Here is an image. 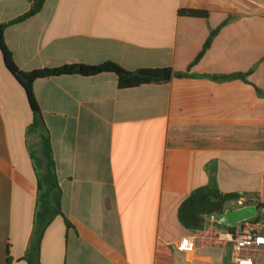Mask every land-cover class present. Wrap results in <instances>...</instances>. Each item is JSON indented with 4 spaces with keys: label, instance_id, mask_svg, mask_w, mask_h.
<instances>
[{
    "label": "crops",
    "instance_id": "1",
    "mask_svg": "<svg viewBox=\"0 0 264 264\" xmlns=\"http://www.w3.org/2000/svg\"><path fill=\"white\" fill-rule=\"evenodd\" d=\"M30 8L29 0H0V24ZM182 9L209 15L179 16ZM4 37L25 72L112 62L190 75L129 89L111 73L34 82L64 214L45 229L40 264H237L233 243L219 239L230 230L209 219L188 232L177 213L208 183L211 163L222 193L264 203V0H46ZM232 74H247V82L209 77ZM32 122L0 52V264H31ZM186 237L191 251L178 247Z\"/></svg>",
    "mask_w": 264,
    "mask_h": 264
},
{
    "label": "trees",
    "instance_id": "2",
    "mask_svg": "<svg viewBox=\"0 0 264 264\" xmlns=\"http://www.w3.org/2000/svg\"><path fill=\"white\" fill-rule=\"evenodd\" d=\"M45 1L46 0H29L31 8L27 13L12 21L0 24V52L5 67L25 90L29 105L33 112V122L27 129V135H34L38 138L37 147L30 150V158L37 176V204L34 216V229L27 251V261L31 264H40V245L47 226L56 217H64L62 211V189L58 180L51 137L33 91L34 82L38 79L50 77L70 75L90 77L111 73L117 76L118 87L120 89H129L148 84L167 83L173 78H185L190 76L186 73H176L171 68L140 69L130 72L112 62H106L101 65L66 64L57 68H43L28 72L20 70L13 59L12 52L5 42V30L11 25L21 23L35 16L42 10ZM178 15L206 19L209 13L204 10L182 9L178 11ZM216 33L217 30L210 33L209 38L195 62H197L208 50ZM209 77L216 81L240 79L247 82V74ZM205 169L209 176L208 183L194 189L178 208V222L188 232L204 230L205 224L207 220L210 219L211 215L224 213L226 209H229V203L238 199L240 196L234 193L224 194L219 190L216 179V167L213 163L207 165ZM251 205L258 206L259 211L262 210L264 215V203L254 202ZM252 220L261 221V217L257 215ZM65 223L67 227L71 226L67 219H65ZM219 225L230 231L235 230L233 227Z\"/></svg>",
    "mask_w": 264,
    "mask_h": 264
},
{
    "label": "built area",
    "instance_id": "3",
    "mask_svg": "<svg viewBox=\"0 0 264 264\" xmlns=\"http://www.w3.org/2000/svg\"><path fill=\"white\" fill-rule=\"evenodd\" d=\"M254 202L257 200L241 194L238 199L229 204L237 209ZM219 239L233 243L237 264H254L255 255L264 254V224L262 221L252 219L244 221L234 232H226L220 235ZM178 247L181 251H191L193 249L192 239L188 237L181 239Z\"/></svg>",
    "mask_w": 264,
    "mask_h": 264
},
{
    "label": "water",
    "instance_id": "4",
    "mask_svg": "<svg viewBox=\"0 0 264 264\" xmlns=\"http://www.w3.org/2000/svg\"><path fill=\"white\" fill-rule=\"evenodd\" d=\"M258 211V206L247 205L237 209H226L222 214L211 215L210 219L227 227H236L244 221L255 218Z\"/></svg>",
    "mask_w": 264,
    "mask_h": 264
},
{
    "label": "rangeland",
    "instance_id": "5",
    "mask_svg": "<svg viewBox=\"0 0 264 264\" xmlns=\"http://www.w3.org/2000/svg\"><path fill=\"white\" fill-rule=\"evenodd\" d=\"M33 141H34V139H33ZM228 207L231 208V209H235V207H231L230 204L228 205ZM258 216L261 217V221H262V223L264 224V215H263V211H262V210L258 211ZM257 254H259V253H257ZM261 254H262V253H261ZM262 255H264V254H262ZM258 256H259V255H258Z\"/></svg>",
    "mask_w": 264,
    "mask_h": 264
}]
</instances>
